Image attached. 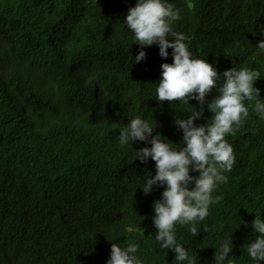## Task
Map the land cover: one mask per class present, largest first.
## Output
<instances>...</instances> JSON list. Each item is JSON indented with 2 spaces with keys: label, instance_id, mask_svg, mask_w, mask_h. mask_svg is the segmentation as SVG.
<instances>
[{
  "label": "trees",
  "instance_id": "obj_1",
  "mask_svg": "<svg viewBox=\"0 0 264 264\" xmlns=\"http://www.w3.org/2000/svg\"><path fill=\"white\" fill-rule=\"evenodd\" d=\"M172 2L182 13L173 26L191 37L194 55L219 71L259 69L254 83L264 98V50L256 46L264 38V0ZM135 3L0 0V264H106L113 242H139L145 264H181L155 240L153 202L164 186L148 194L140 188L155 161L134 159L143 141L118 142L119 129L143 115L180 143L174 118L189 111L178 100L156 99L161 64L171 55L161 57L153 43L135 62L142 46L123 19ZM211 115L205 106L197 122ZM226 138L236 161L214 192L223 199L197 235L177 225L178 242L199 264H213L215 247L230 236L229 256L251 264V222L264 213V118L250 109Z\"/></svg>",
  "mask_w": 264,
  "mask_h": 264
},
{
  "label": "clouds",
  "instance_id": "obj_2",
  "mask_svg": "<svg viewBox=\"0 0 264 264\" xmlns=\"http://www.w3.org/2000/svg\"><path fill=\"white\" fill-rule=\"evenodd\" d=\"M181 18V10L172 0H136L123 18L134 34V41L142 46L134 56L135 62L147 57L143 46L153 43L159 45L161 57H173L172 62L166 59L162 62L155 91L160 102L178 100L189 107L186 116L176 114L174 118L183 132L181 142L174 143L157 131L158 122L143 115H134L119 129L118 142L121 146H132L134 141H143V146L134 148V159L143 163L155 161V174L147 176L140 188L148 194L154 185L164 186L161 197L153 202L152 220L159 247L172 249L176 254L174 260L181 264H199L197 253L192 254L178 242L177 225H187L197 235L200 222L210 215L211 205L223 199L222 194L214 192L220 184L228 182L227 173L236 161L234 146L226 137L229 133L234 135L246 122L250 109L264 118V98L254 83L261 77L259 69L233 66L219 71L207 59L194 55L188 44L191 37L173 26ZM258 34L264 36V28ZM256 46L264 50V38ZM213 89L217 94L208 99ZM190 100L197 101L198 106L190 104ZM205 106L212 115L207 122L198 123ZM194 172L198 175H193ZM251 223L256 235L247 243L246 251L251 264H264V213H256ZM203 228L207 231L208 226ZM215 248L213 264H237L235 254L229 256L233 250L231 236ZM139 250V242L126 246L113 242L106 264H145Z\"/></svg>",
  "mask_w": 264,
  "mask_h": 264
},
{
  "label": "bare ground",
  "instance_id": "obj_3",
  "mask_svg": "<svg viewBox=\"0 0 264 264\" xmlns=\"http://www.w3.org/2000/svg\"><path fill=\"white\" fill-rule=\"evenodd\" d=\"M255 200V199H254ZM257 201V200H256Z\"/></svg>",
  "mask_w": 264,
  "mask_h": 264
}]
</instances>
